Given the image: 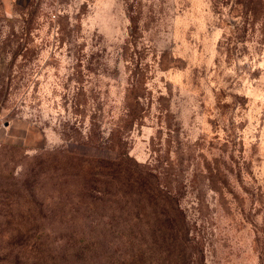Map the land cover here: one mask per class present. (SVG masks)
<instances>
[{
  "label": "rangeland",
  "instance_id": "rangeland-1",
  "mask_svg": "<svg viewBox=\"0 0 264 264\" xmlns=\"http://www.w3.org/2000/svg\"><path fill=\"white\" fill-rule=\"evenodd\" d=\"M118 145L177 195L187 242L111 236L115 198L77 201L71 158L51 162ZM30 172L62 179L33 187L37 264H125L136 247L152 264H264V0H0V190ZM22 199L0 207V258Z\"/></svg>",
  "mask_w": 264,
  "mask_h": 264
},
{
  "label": "trees",
  "instance_id": "trees-1",
  "mask_svg": "<svg viewBox=\"0 0 264 264\" xmlns=\"http://www.w3.org/2000/svg\"><path fill=\"white\" fill-rule=\"evenodd\" d=\"M131 98L132 102L127 106L124 131H128L133 125V121L139 117L138 99L133 96ZM119 140L118 136L116 143ZM67 157L71 158L67 163L73 166V174L78 177L72 181V186L76 188L77 201L85 198L89 202H98L104 196H108L106 199H109V196L112 195L115 198L113 200L118 203L115 206L118 214L116 220L111 219L106 222L107 231L111 232L109 233L111 236L123 238L128 243L134 241L146 243V241L151 242L158 238H170L174 242H187L189 239L187 237L188 228L185 225L177 195L171 194L170 190L162 191L157 185L156 174L152 173L150 169L142 168L120 145H118L117 155L113 157L77 154L61 156L58 160L52 157L51 162L64 165ZM42 163L43 161L39 160L36 165L39 166ZM55 178L43 179L37 177V172H30V175L24 177L19 183L22 193L17 190L12 192L9 189L13 185L12 182L3 185L0 190V207L7 210L10 205L9 201L12 202L13 198L16 201L21 197L24 198L22 200L25 205L23 204L24 208L19 210L23 223L11 225V229L16 234V240H13L9 233L7 246L14 251H7L0 258V262L4 261L5 263L0 264H19L20 259H28L31 264L43 262L42 246L44 241L40 239L43 229L33 223L37 216L43 215L40 214L41 210L35 200L36 193L33 191V187L36 184L40 187L44 181L56 183V179L62 180ZM30 205L37 208L36 216L31 217V221L28 220L32 215ZM7 213H3V217L6 218ZM48 228L50 229V227ZM150 252H152L151 247L149 252L148 249L142 251L136 247L129 254L128 262L125 264H152L149 259ZM6 255H10L9 260L5 259Z\"/></svg>",
  "mask_w": 264,
  "mask_h": 264
}]
</instances>
